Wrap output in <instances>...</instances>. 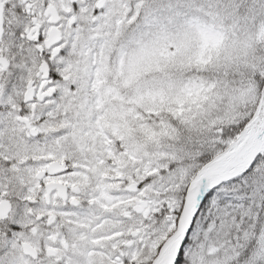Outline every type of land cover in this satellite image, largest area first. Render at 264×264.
I'll use <instances>...</instances> for the list:
<instances>
[{"label":"snow or ice","instance_id":"1","mask_svg":"<svg viewBox=\"0 0 264 264\" xmlns=\"http://www.w3.org/2000/svg\"><path fill=\"white\" fill-rule=\"evenodd\" d=\"M0 264H264V0H0Z\"/></svg>","mask_w":264,"mask_h":264}]
</instances>
